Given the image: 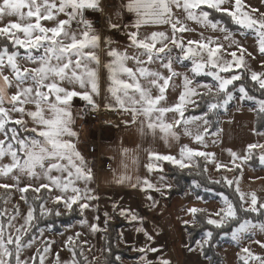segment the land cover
Masks as SVG:
<instances>
[{
	"label": "snow or ice",
	"instance_id": "1",
	"mask_svg": "<svg viewBox=\"0 0 264 264\" xmlns=\"http://www.w3.org/2000/svg\"><path fill=\"white\" fill-rule=\"evenodd\" d=\"M227 4L229 0H128L124 7L137 16L134 24L136 31L126 33L129 48L136 50V54L129 55L127 51L112 48V42L98 34L92 23L85 18L86 10L103 11L100 0H0V21L18 17V20L9 19L0 26V135L3 136L0 139V176L8 177L12 174L15 180V184H0V188H17L21 193L20 198L26 203L28 199L24 194L31 189L35 193L33 203L40 202L38 206L41 216H60L61 206L67 210H73L76 206L83 212L93 207L92 202L99 199L94 189L89 187L95 179L93 169L88 167L72 139L78 137L73 129L75 117L72 108L73 100L77 97L86 101L93 110L100 107L95 97L100 95L101 60L97 50L102 41L109 45L107 55L111 59L103 66L108 71L107 92L114 101L106 103L104 107L128 113L130 120H124V124L137 125L142 135L155 136L159 130L166 141L169 137L179 139L176 128L182 126L185 135L203 145L209 129L213 124H219L218 120H211L210 115L218 114L220 109L226 110L229 103L237 98L234 93L238 94L239 100L253 101L258 105V118L264 120V98L250 94L240 74L247 67L245 56L253 57V54L247 52L227 26L230 21L243 30H251L258 52L264 56V12L252 9V13H258L252 15L242 11L241 0H235L234 8L225 6ZM172 6L183 9L187 20L195 21L213 32L224 33L223 38L200 33L198 39H185L183 34L193 30L187 28L179 18H174ZM205 9L220 13L221 18L216 19ZM61 14L66 18L61 19ZM145 24L170 25L171 36L164 31H152L141 36L139 29ZM108 26L116 30L128 27L111 22ZM21 49L24 50L23 54ZM175 50H178V55L173 56ZM228 55L231 59L226 58ZM129 61L134 62L132 67L128 66ZM185 61L191 62L188 70L191 77L188 72L182 73L174 68L175 64ZM157 63L158 68L151 67ZM261 64L264 66V61ZM202 74L212 77L215 83H194L195 78ZM175 77H182L183 90L169 104L167 91L170 81ZM250 80L264 94V71H251ZM11 88H15V92L10 93ZM201 88L203 92L199 91ZM190 108L192 111L198 110L200 114L185 115ZM168 113L172 114L171 122L166 118ZM26 117L31 119L32 127H29ZM198 122L204 125L202 131ZM192 125H197L195 131ZM220 131L217 127L210 134L216 136ZM252 131L264 136V131L255 128ZM257 150L260 153L259 160L264 164V143L247 144L246 154L228 149L234 164V169L229 170H239L240 165L235 164V161L239 159L247 162ZM123 151L127 153L128 149ZM194 157H203L206 161L209 158L215 159L214 153L187 144L180 148L179 158L149 151L150 161L155 158L156 161L171 162L180 169L188 168L189 164L185 160L191 162ZM6 158H10V162L3 163ZM146 167L149 171L159 169L163 172L158 163L150 162ZM222 167L227 166L216 164L218 170ZM22 176L38 184L27 183L20 187ZM130 179L127 175H120L115 178V183L123 184ZM224 180L229 186L234 184V179L224 177ZM77 182H82L84 187H79ZM138 183L143 185L142 191H161L147 178L138 180ZM192 183L196 188L201 186L195 179ZM165 187L170 189L171 185ZM235 192L238 203H234L223 192L219 193L224 206L214 214L195 206L187 209V212L193 216V222L198 213L206 215V224L214 226L215 230L223 231L234 225L230 233L223 232L225 236L230 234L234 241L247 236L254 229L264 233V220L254 221L239 215L244 212L264 216V202L259 200L254 191L245 193L237 186ZM49 199L53 207H46ZM147 199L152 201L154 207L155 199L151 195ZM116 207L113 204L114 211ZM16 208V214L8 216L7 223L0 220V264H46L48 244L42 249L37 248L36 253L30 257L24 256V251L31 248L34 242V238L25 237L37 218L34 215L36 209L30 206L24 215V222L16 227L14 221L20 215L19 206ZM4 215L0 211V217ZM119 215L143 223V217L129 209L120 207ZM104 216V224L107 225L111 217L107 212ZM94 219L99 221L100 218L96 216ZM81 223L87 224L88 221L82 220ZM182 223L187 225L189 221L184 220ZM89 227L93 233L106 231V227L101 229L98 222L91 223ZM137 231L143 232L148 241L153 240V236L143 227L137 228ZM76 236L79 238L80 233H76ZM213 240L214 230L206 229L202 239L195 241V244L206 255ZM71 241L72 237H69L70 259L61 260L57 253L54 264H116L120 259L117 256L109 262L107 257L103 261L94 257L93 261H88L83 247L78 249ZM255 243L264 248V241L256 240ZM186 246L189 251L195 250L191 245ZM111 251L109 246L102 253L111 254ZM137 251L144 254L141 256L142 264H153V261L147 259V253H159L161 249L148 245ZM238 256L243 264H249L250 261L264 264V256L253 253L248 247L242 248ZM157 264H171V261L160 256Z\"/></svg>",
	"mask_w": 264,
	"mask_h": 264
},
{
	"label": "crops",
	"instance_id": "2",
	"mask_svg": "<svg viewBox=\"0 0 264 264\" xmlns=\"http://www.w3.org/2000/svg\"><path fill=\"white\" fill-rule=\"evenodd\" d=\"M101 6L105 3V0H100ZM128 0H112V7L108 10L109 23L120 24L121 26L127 25V28H122V30L110 29L109 26L103 30L96 32L102 37L108 38L112 43L111 47L116 48L119 51H127L129 55L136 54V50L129 48V41L126 33L131 31H136L134 24L137 20V16L134 12L128 11L124 5H126ZM172 8H174L172 6ZM25 11H27L25 9ZM87 11V10H86ZM85 11V12H86ZM174 18H179L181 21L186 22L187 19L183 14H177L173 10ZM61 19L66 17L61 14ZM11 20H18V17H8L3 21H0V26ZM109 25V24H108ZM73 27H75V22H73ZM166 30V31H165ZM152 31H164L166 34L171 36L170 25L165 24H145L139 29V34L141 36L150 34ZM233 32V31H232ZM200 33L205 36H219L223 38L224 33L219 31L213 32L212 30L200 32V31H189L185 32L183 35L185 39H198ZM235 33V38L240 39L243 44V38L246 36L255 39L253 33L242 34L240 32ZM240 36H238V34ZM22 35V34H21ZM227 44V42H225ZM255 46L258 47L256 39L254 41ZM109 50V45L101 42L100 48L97 50L100 56L101 65L99 68L100 83H103L108 87V71L103 66L107 63L111 57L107 55ZM172 53L173 56L178 55V51L175 50ZM23 54V53H22ZM253 63L247 65L245 70H247L249 77L251 71L261 72L264 71V66L261 62L264 61V56H261L256 49V54L253 52ZM228 55L227 57H229ZM146 59V57H142ZM23 64L24 62L21 61ZM134 65L133 61L128 62V66L132 67ZM31 66V65H26ZM95 66V65H93ZM159 64L151 65L153 68H158ZM191 63L187 67L181 66L180 63L174 65L176 71L183 73L189 72ZM162 70V69H161ZM163 71V70H162ZM10 74V73H6ZM190 77L191 73L189 72ZM223 75V74H222ZM207 76V75H206ZM210 77V76H209ZM212 81L209 83H215L213 78L210 77ZM179 83L180 77H175L173 81H170L169 86H176V96L179 94ZM194 83H196L194 81ZM208 83V82H206ZM76 87H79L76 85ZM97 103L100 107L97 109L100 111H106L103 107L102 96L96 97ZM87 102L80 99L74 98L72 111L74 113V124L73 129L78 133L77 138H72L76 145L77 150L84 157L88 164V167L93 169L95 179L89 185L95 191V195L99 197L98 200L93 201V207L85 209L83 212L77 207L81 215L82 220H87L88 225L94 222L100 224L101 229L104 228V213L107 212L112 218L114 215H118L123 220L130 222L128 226H123L118 230V244L122 246H127L130 251L136 252L137 256L134 261L137 264H142L141 256L144 255L137 251V249L144 248L148 245L161 249L159 253H147V259L153 261V264H157L158 257L162 256L171 261V264H209L206 259L201 257L199 250L189 251L186 249L187 236L185 229L183 227L186 215H188L187 209L195 206L196 199L191 194H183L182 197L178 199L166 200L163 196L168 188L165 185L170 184L166 180L168 178L163 177L158 174L159 169H153L149 171L146 167L150 162H157L161 168L160 161H156L153 158L151 161L149 159V151H155L160 154H171L179 158L180 148L187 144L189 147L214 153L215 159L209 158L207 161L200 157L204 162L205 172L208 174L210 172H229V169H234L233 158L231 157L228 149H232L240 154H246V146L249 143H264V136L256 135L252 130L254 129V115L255 110H258V105L253 101L250 106H243L240 104H235L230 109L225 110L220 114L218 128L221 131L216 135L212 136L210 133L205 136V144H197L194 142L193 138L177 131L179 139H174L169 137L167 141L162 138L163 134L159 133L157 130V135L152 136L142 135L139 131L137 125L126 126L124 120H130V115L128 117L121 119H106L101 125L94 126L89 124L83 119L85 110L84 106H87ZM34 107V106H32ZM112 111V110H111ZM101 113L107 117L109 114ZM172 115L170 118L171 122ZM201 123V131L203 130V123ZM33 125L29 123V127ZM193 127V126H191ZM195 131V130H193ZM264 131V130H262ZM89 137L96 141V152L95 155L88 154L85 137ZM128 149L125 153L123 150ZM259 150H257V157L259 160ZM96 156V158L94 157ZM101 157L108 158L111 164V170L105 171L100 165ZM195 158L191 162L185 160V163L192 165L195 162ZM226 165L227 167H222L219 170L216 168V164ZM259 163L261 164L260 160ZM235 164L240 165L238 173L232 176L234 179V187H239L241 191L245 193L256 192L258 197H264V191H261L259 187L261 183H264V164L258 169H252L250 172L246 173L244 165L248 166L246 162H242L239 159L235 161ZM120 175H127L131 179L125 181L123 184L115 183V178ZM28 178L27 176H23ZM163 177V179H161ZM144 178H147L153 184H156L161 188L160 192L154 189H149L142 191V184L138 183ZM243 183V184H241ZM78 186L83 188L82 182H77ZM133 184H137V187H132ZM151 195L156 204L153 207L152 201L148 200L147 197ZM113 204H116V210H113ZM120 207L129 209L135 212L138 216L143 217V223L139 220L130 221L129 219L119 215ZM198 208H202L200 205ZM99 216V221L94 218ZM110 218V219H111ZM87 224H82L84 229H79L78 231L82 234L84 232H89V238L78 239L80 245L83 247L84 251H89L94 253L100 249V232L93 233ZM143 227L150 235L153 236V240L148 241L143 232H138L137 228ZM87 243H84V242ZM196 248V244L192 247Z\"/></svg>",
	"mask_w": 264,
	"mask_h": 264
},
{
	"label": "rangeland",
	"instance_id": "3",
	"mask_svg": "<svg viewBox=\"0 0 264 264\" xmlns=\"http://www.w3.org/2000/svg\"><path fill=\"white\" fill-rule=\"evenodd\" d=\"M241 4H242L241 10L242 11H248L252 15H258V13H252V9H257L259 12H264V0H241ZM225 6H231L232 8H234L235 7V0H229V4H227ZM173 7H174L173 10H175L176 15L179 14V12H180V14H183V16L185 15V17H186V13L183 11V9H177L175 6H173ZM197 11H199V10H197ZM184 24L186 25L187 28H190V29L196 30V31H200V32L211 30L210 28H205L204 26L196 23L195 21H191V20H187L186 22H184ZM247 31L251 32V30H247ZM238 36H240V34H238ZM238 40L240 41V39H238ZM254 41H255V39H252L249 36H247V37L245 36L243 38V45L247 49V52H250V53L254 52L256 54V49H258V47L255 46ZM230 51H231V49H229V52ZM173 53H175V52H173ZM237 55H240V53L237 52ZM226 58L231 59L230 56L226 57ZM245 61H246V65H250L251 63H253L252 57H249L247 55L245 56ZM189 63H191V62L185 61L183 63H180V65L187 67V65H189ZM183 73H184V71H183ZM188 74H189V72H188ZM189 76H190V74H189ZM196 83L205 84L206 82H196ZM209 84H214V83H209ZM182 85H183V79H182V77H180V83L178 86L179 93L183 90ZM238 87H239V85L237 86V88ZM76 88L79 90V87H76ZM176 90H177L176 86H172V87L169 86V89L167 91V100H168L169 104H171L172 102H174L178 98L176 96V93H175ZM9 91H10V93L15 92V88H11V89H9ZM199 91L203 92L204 89L201 88V89H199ZM234 95H237V98L229 103L226 110L230 109V107H232L235 104L247 106V103L250 105V103L252 102V101H241L238 99V94L234 93ZM99 96H102V98H103V103H104L103 107L106 103H109V102L114 103V101H112L110 94L107 92V86H105L104 81H103V83H100V95ZM178 96H179V94H178ZM197 98L198 97H196L195 99H197ZM95 99H96V97H95ZM29 107L34 108L32 106H29ZM224 111H225V109L219 110V112H221V113ZM100 112L102 113L103 111H100ZM110 112H111V110L106 109V111H104L103 113L109 114ZM171 115H172L171 113L166 114V118L168 119V121H170ZM26 119H28V124L29 123L32 124V121L30 118L26 117ZM198 123L200 125V130H201V123L200 122H198ZM192 126H193L192 127L193 130H195L197 127V125H192ZM176 129L178 131H180L181 135L183 134V136L185 137L182 126H177ZM0 139H3L2 135H0ZM2 162L3 163L10 162V158H6ZM152 163H157V162L153 161ZM244 168L246 170V173L250 172L252 170L249 166H246V165H244ZM208 171H209L208 174L206 172L205 173L210 180H212V181H220L221 180L224 183H226V181L224 180V177L231 179L232 176L236 175V173H234V170H230L227 173L218 171V172H214L213 174L210 172V170H208ZM166 181L170 182L171 187L173 186L172 181L170 179L166 180ZM4 183L15 184V180L12 178V174H10L8 177L0 176V184H4ZM27 183L38 184L37 181H33L30 178H26V177L22 176L21 182H20V187H23ZM241 184H243V183H241ZM259 187L261 188V191H264V183H261ZM3 190H4V188H0V203H2V207H3V209L1 211H3L5 213V215L3 217H0V220H5V223H7L8 216L16 214V212H17L16 206L18 205L20 215H18L16 217V220L14 221V223H15L16 227H19L24 222V220H23L24 215L26 214L27 209L30 206L28 204H26L25 201L20 198L21 193L18 191L17 188L13 187L12 189H10L8 191V193H5L7 190H5L4 193H2ZM30 191H31V189H30ZM4 194H6V195H4ZM183 194H185V195L191 194L194 196V194L191 191H186ZM183 194L181 196H178L176 199L182 197ZM34 195H35V193H33V196ZM195 198L197 199V197H195ZM259 200L261 202H264V197L263 198L259 197ZM51 204H52V201H51V199H49V201L46 204V207H51ZM199 205L203 209H206L207 213H210V214H214L215 211H218L220 207L224 206L222 199L219 196V193H212V197L210 199H207V200L198 199L196 201V207H198ZM60 211H61V213L66 212L67 209H65L63 206H61ZM46 215H43V216H46ZM206 218H207V216H206ZM193 219H194L193 216L190 213H188V215H186V217H185V220L189 221V223L187 225L193 224L194 223ZM81 221H82V219L75 221V222L73 221L71 224L66 225V226H61V227L59 226V227H57V229H60L59 231H57V229L53 230V229H49L47 227L39 228L36 236L33 237L34 242H33L32 247L28 248L24 251V256L30 257L36 253L37 248H40L42 246L41 247V249H42L45 246V244H48L49 245V253L47 254L46 264H54L55 256L57 253H59L61 260L70 259L69 237H72L71 243L76 245L78 249L81 246L78 239L89 238V232H87V233L84 232L85 234L81 235V232L78 231L79 229L85 230L84 226H82ZM88 224H87V226L89 227ZM76 233H80L79 238H77ZM202 237L199 240H201ZM222 238H224V239H222L221 242H219L218 244L215 245V250L220 255V259H221L222 264H243V262L239 259L238 253H240L241 249L244 247L250 248V250L255 254L264 256V248H261L260 245L255 243L256 240L264 241V233H262L259 229L252 230L247 236H242L238 241H234L230 234L227 236L223 235ZM116 244H118V243H116ZM118 247L122 248V246H118ZM194 249L196 251L199 250L197 248V246ZM100 251H101V249H99L98 251H96L94 253H91L89 251H84V254L87 256L88 261H93L94 257L99 258V260L102 261L100 258L101 256H99ZM131 253H132V251H130V250H124L123 252H121L120 255L114 256L112 258V260H114L115 257L119 256L120 259H119V261L116 262V264H130L131 260H133V259H130V257H129L131 255ZM249 264H259V262L258 261H250Z\"/></svg>",
	"mask_w": 264,
	"mask_h": 264
},
{
	"label": "trees",
	"instance_id": "4",
	"mask_svg": "<svg viewBox=\"0 0 264 264\" xmlns=\"http://www.w3.org/2000/svg\"><path fill=\"white\" fill-rule=\"evenodd\" d=\"M208 10V9H205ZM210 13H212V10H208ZM216 19L221 18L220 13H212ZM211 18V16H210ZM227 26L230 29V31L233 32H240L242 34H247V33H252L247 30L241 29L240 26L231 23L230 21L227 22ZM21 53H23V49L20 50ZM239 71V70H237ZM243 77L244 83L246 86L250 89V94L256 95L258 98H264V94H262L259 89L258 85L255 84V82H252L250 80L249 74L247 70H243L240 73ZM212 81V79L209 76L206 75H201L199 77L195 78V82H209ZM239 85V82H237V86ZM231 88V86H230ZM199 99V98H197ZM249 104L247 103V106ZM251 105V103H250ZM249 105V106H250ZM92 109L90 105L84 106V110ZM189 114H194V115H199V111H192L190 108L188 112L185 113V115ZM221 112H218V114L212 116L210 115V119L213 121L218 120L220 117ZM264 120H261L258 118L257 115V110H255V115H254V128L257 129L258 131L264 130ZM218 127V124H213L212 128L209 129V133L214 131ZM161 168L163 169V172L157 171L158 174L162 175L165 178H168L172 181L173 186L170 189H167L165 196H163L166 200H171V199H176L178 196H181L184 192L186 191H191L195 197H199V199L202 200H207L212 197V193H221L223 192L225 195H227L231 200H233L234 203H238V196L235 192V188L233 186H229L223 181L220 180L219 183H215V181L210 180L206 173H205V162L200 158L196 157L195 162L193 165H189L188 168L185 169H180L177 165L172 164L171 162L167 161H160ZM248 166H250L253 169H258L261 166L259 163L258 157H257V151L253 153L252 158L246 162ZM234 173H238V170H234ZM197 180L200 183V187L196 188L193 185V180ZM2 191V190H1ZM9 190L5 192V189L3 190L2 193H8ZM43 191V190H42ZM6 195V194H4ZM3 195V196H4ZM26 195L29 206L33 207L36 209L34 215L37 217L33 222H32V227L30 229V232L28 233V236L25 237V239H28L29 237H35L37 234V231L41 227H47L49 229H57V227L61 226H66L71 224L73 221H78L81 219V215L79 213V210L77 209L76 206H74L73 210H67L66 212H62V215L60 216H55V215H46V216H41L40 211H39V201L33 203L32 197L33 193L32 191L29 190L28 193L24 194ZM51 207H53V204H51ZM3 209L2 203H0V211ZM239 215L241 217H249L253 219L254 221L256 220H263L264 216L257 215L255 213H244L240 212ZM5 222V220H3ZM130 222H127L123 220L121 217L118 215H114L111 219L108 220L107 225L104 224V228L106 227V231H101L100 232V253L99 256H101V260L103 261L105 257L109 260V262L113 261L112 258L116 255H120L121 252L124 250H130L129 247L127 246H122L118 243V230L123 227V226H128ZM234 225H230L226 227L223 231L221 230H215L214 226L207 225L206 224V215L202 214H197L195 217V222L190 225H183L186 236H187V243L186 245H191L193 247L195 245V241L199 240L206 229H212L214 230V240L212 242V246L207 249L206 255L201 254V257L206 259L209 264H222L220 255L216 252L215 250V245L221 242L222 236L224 235L223 232L227 231L230 233L231 227ZM103 228V229H104ZM60 229H57L59 231ZM122 246V248L118 246ZM111 247L112 251L111 254H108L106 252L102 253V250ZM42 247V246H41ZM40 247V248H41ZM186 249L188 250V247L186 246ZM137 256L136 252H132L131 255L129 256L131 260L130 264H137L134 259ZM128 257V258H129Z\"/></svg>",
	"mask_w": 264,
	"mask_h": 264
},
{
	"label": "built area",
	"instance_id": "5",
	"mask_svg": "<svg viewBox=\"0 0 264 264\" xmlns=\"http://www.w3.org/2000/svg\"><path fill=\"white\" fill-rule=\"evenodd\" d=\"M103 11L98 10H87L85 12V18L88 19L94 29L98 31H103L108 27L109 24V15L108 10L112 7V0H105V3L101 6ZM128 117V113H120L112 110L109 117L101 114L98 110L88 109L85 111L83 119L86 120L89 124L98 126L101 125L106 119H121ZM85 144L88 154L95 155L96 150V141L85 137ZM96 158V156H94ZM100 165L103 170L110 171L111 164L108 158L101 157L99 158Z\"/></svg>",
	"mask_w": 264,
	"mask_h": 264
}]
</instances>
